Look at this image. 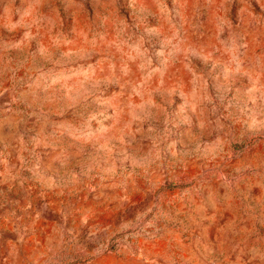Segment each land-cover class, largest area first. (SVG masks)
<instances>
[{"label": "rangeland", "instance_id": "obj_1", "mask_svg": "<svg viewBox=\"0 0 264 264\" xmlns=\"http://www.w3.org/2000/svg\"><path fill=\"white\" fill-rule=\"evenodd\" d=\"M0 264H264V0H0Z\"/></svg>", "mask_w": 264, "mask_h": 264}]
</instances>
